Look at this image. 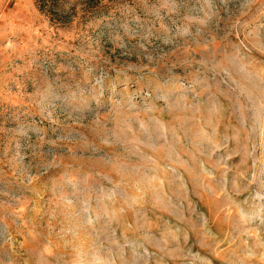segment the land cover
Segmentation results:
<instances>
[{"label": "rangeland", "instance_id": "rangeland-1", "mask_svg": "<svg viewBox=\"0 0 264 264\" xmlns=\"http://www.w3.org/2000/svg\"><path fill=\"white\" fill-rule=\"evenodd\" d=\"M0 264H264V0H0Z\"/></svg>", "mask_w": 264, "mask_h": 264}]
</instances>
